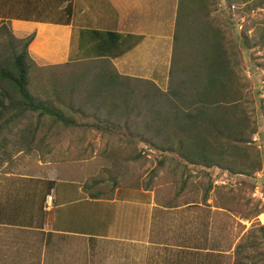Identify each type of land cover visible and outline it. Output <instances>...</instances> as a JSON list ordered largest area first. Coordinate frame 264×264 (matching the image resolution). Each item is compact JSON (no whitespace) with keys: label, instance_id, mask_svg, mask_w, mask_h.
Returning a JSON list of instances; mask_svg holds the SVG:
<instances>
[{"label":"crops","instance_id":"0c3cea01","mask_svg":"<svg viewBox=\"0 0 264 264\" xmlns=\"http://www.w3.org/2000/svg\"><path fill=\"white\" fill-rule=\"evenodd\" d=\"M178 8L179 0H0V22L17 38L34 33L37 64L104 56L123 75L157 77L170 69ZM30 151H0V264H234L229 235L203 215L157 202L148 187L87 192L82 167L71 174L67 160L42 164Z\"/></svg>","mask_w":264,"mask_h":264},{"label":"trees","instance_id":"16d2710c","mask_svg":"<svg viewBox=\"0 0 264 264\" xmlns=\"http://www.w3.org/2000/svg\"><path fill=\"white\" fill-rule=\"evenodd\" d=\"M183 1L179 0L167 89L161 91L150 80L119 73L104 56L77 62L82 64L79 75L88 81L85 108L95 109L91 114L84 106L77 107L74 113L85 119L82 122L65 114L69 105L61 97L55 103L31 92L29 70L34 62L28 45L34 33L13 40L10 55L0 57V139L11 125L33 114L38 130L44 121L63 130L84 127L120 133L124 138L130 135L133 140L127 142L144 144L142 154L149 150L161 155L155 172L169 153L184 170L192 165L244 176L258 172L262 160L249 144L256 128L248 113L251 100L243 91L239 60L221 28L197 21L205 10V0H187L184 5ZM245 44L263 48L264 37L261 43ZM113 115L116 117L111 119ZM241 247L236 244L235 253H243ZM260 262L264 264V255Z\"/></svg>","mask_w":264,"mask_h":264},{"label":"rangeland","instance_id":"374dc122","mask_svg":"<svg viewBox=\"0 0 264 264\" xmlns=\"http://www.w3.org/2000/svg\"><path fill=\"white\" fill-rule=\"evenodd\" d=\"M204 9L197 21L221 28L233 47L234 58L239 60L238 73L245 87L243 91L251 100L247 108L256 128L249 144L256 147L262 160L258 172L244 176L215 167L204 169L192 165L184 170L182 165L175 163L176 157L172 153L155 172L161 155L149 150L142 154L144 144L127 142L133 140L130 135L124 138L120 133L108 134L105 130L100 132L84 127L63 130L44 121L38 130L34 128L37 119L33 114H27L5 131L6 135L0 139L1 159H5V155L11 157L12 152L31 149L32 157L42 164L53 162L56 165L67 160L71 174L75 170L81 172L83 168L87 192H97L101 196L109 197L120 185L139 191L148 187L150 196L157 202H174L183 208L182 212L203 215L214 230L228 234L230 258L233 256L236 261L233 263L260 264L264 255V47L251 44L261 43L264 37V0H205ZM15 39L18 38L8 23L0 22V57L10 55ZM247 42L252 47H247ZM81 68L82 64L75 61L68 66L34 62L29 70L30 90L36 97L52 99L55 103H58L56 97H61L69 105L64 109L65 114L78 122L85 121L80 114L74 113L77 107L85 108L89 103L84 92L88 81L79 75ZM156 73L157 77L151 72L139 77L126 76L150 80L165 91L169 85V71ZM92 107L85 108L86 112L94 113ZM114 117L116 115L111 119ZM25 131L36 132L37 139L34 142L20 139L19 134ZM217 237L211 239L216 241L220 238ZM236 244L242 245L243 253H235Z\"/></svg>","mask_w":264,"mask_h":264},{"label":"built area","instance_id":"2783aa9c","mask_svg":"<svg viewBox=\"0 0 264 264\" xmlns=\"http://www.w3.org/2000/svg\"><path fill=\"white\" fill-rule=\"evenodd\" d=\"M51 195H47L43 202V209L44 210H51L53 207V200Z\"/></svg>","mask_w":264,"mask_h":264}]
</instances>
